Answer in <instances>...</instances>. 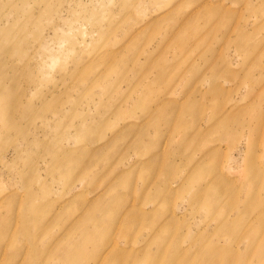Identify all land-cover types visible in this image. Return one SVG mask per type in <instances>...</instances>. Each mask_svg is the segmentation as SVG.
I'll use <instances>...</instances> for the list:
<instances>
[{
  "label": "rangeland",
  "instance_id": "374dc122",
  "mask_svg": "<svg viewBox=\"0 0 264 264\" xmlns=\"http://www.w3.org/2000/svg\"><path fill=\"white\" fill-rule=\"evenodd\" d=\"M258 162L264 0H0V264H264Z\"/></svg>",
  "mask_w": 264,
  "mask_h": 264
},
{
  "label": "bare ground",
  "instance_id": "6f19581e",
  "mask_svg": "<svg viewBox=\"0 0 264 264\" xmlns=\"http://www.w3.org/2000/svg\"><path fill=\"white\" fill-rule=\"evenodd\" d=\"M238 44H240V43H238ZM217 89H219V88H217ZM223 106L225 107V104ZM224 107H222V108H224ZM219 108H221L220 104H215V107L213 108L214 111L217 110L216 113H215V116L219 113ZM234 114H235V112H233L231 108H229L228 110H224V111L220 112L218 114V117H219V120L217 122V123H219L218 125H222L221 127L228 126V123L230 122V121L228 122V120L230 118H232V115H233V117H235ZM235 121L238 122L239 119H235ZM221 136H222V138H225L224 135H221ZM252 161H253V156L250 155L249 159L247 160L246 165L248 163H251ZM257 165H258L257 170L258 171L260 170L261 172H264V166L259 164V162L257 163ZM258 171H256V172L258 173ZM83 173L84 172H82L81 174H83ZM219 176H221V179H224L227 184H232L226 178H223L222 174L219 175ZM208 188H209V186L203 187L202 190L198 193V196H203L204 194H206L205 192L208 190ZM193 199H194V196L191 199V203L193 202ZM117 208H119V206ZM258 211L262 212V209L260 208ZM94 212H95V210L91 214L93 215ZM30 218H31V220H28L26 222V224L24 226V229L22 230V235L24 236L27 244L30 245V246H33L35 248V250H37V246L36 245L38 244L39 236L37 234V231L36 232H32L31 226L34 225L33 223L38 221V217L35 216L34 214H31ZM124 219H125V221L126 220H132L133 216L131 214H129L128 216L124 217ZM109 223L113 225L112 222H109ZM128 223L129 222L126 221V224H128ZM112 229H113V226L112 227L109 226L107 229L102 231L100 237H97V233L96 232H94L93 234L90 233L88 230H84V232H83L84 235L89 236V238H87L86 241H89L91 239V240H94V241H91L92 243H94V242L96 243V238H98V240L99 239L103 240L101 252L103 250H105L106 248H109L108 251L105 253L104 257H102V260H101L102 264H110L112 262L111 261V257H110L111 254L117 256V257H115V261H117V262H122L123 258L128 260V257H130V254L123 252L124 250H121L122 248L119 246L118 239H113V238H118V237L119 238H125L126 242H128V237L126 236L125 233L124 234L120 233L117 236H112V233H111ZM255 231H256L255 234H257V235H255V234L253 235V238L251 240V244H250V246L248 248H246V250L252 251V249L255 248L253 250L252 254H256L257 251L259 250L256 255H252V256L260 261V260H264V239H260V236L262 235L263 231H262V229L259 230V228L256 229ZM45 232H49L48 228L44 231V233ZM40 233H41V230H40ZM166 234L167 233H165V235ZM178 241L180 242V240H178ZM110 242H111V244H110ZM216 245H213V246H211L208 249L207 254H208L209 257H213V256H215V255H217L218 253L221 252L222 249L219 248L218 244H216ZM166 250H167L166 248L161 247V246L159 248H157L156 250H153L152 251L153 252L152 253L153 257H152V260H151V264H159V261H158L157 257L161 256L162 253H166ZM175 250H176V252L174 251V255L171 258H169L168 261L165 262L164 264H180V260H178V257H179L178 254L181 255V251L179 249H175ZM78 252H79V249H77L75 247H74L73 250L69 251L67 253V255H66L67 256V261H69L71 264H82V258L78 256ZM101 252L98 253V254H91L90 256L85 257V259L87 261H89V260H94V261L98 260L99 258H101ZM120 252H121V255L118 256V254H120ZM185 255H186V252H184L182 254L183 257ZM239 257H240V255L238 256V258ZM247 257H248V255L245 254L244 258L246 259ZM253 257H251V258H253ZM244 258H243V260L241 262H239L240 264H252L247 259L244 262ZM133 259L136 260L137 257H133ZM212 264H216V262L213 261Z\"/></svg>",
  "mask_w": 264,
  "mask_h": 264
}]
</instances>
